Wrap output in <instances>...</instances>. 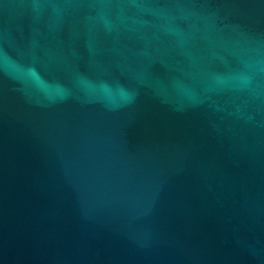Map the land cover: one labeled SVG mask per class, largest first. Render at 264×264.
Wrapping results in <instances>:
<instances>
[{"label":"water","instance_id":"obj_1","mask_svg":"<svg viewBox=\"0 0 264 264\" xmlns=\"http://www.w3.org/2000/svg\"><path fill=\"white\" fill-rule=\"evenodd\" d=\"M0 264H264V0H0Z\"/></svg>","mask_w":264,"mask_h":264}]
</instances>
